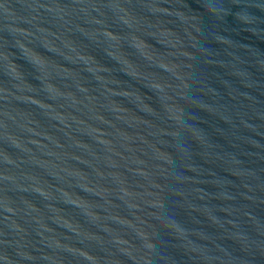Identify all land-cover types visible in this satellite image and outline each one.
Returning <instances> with one entry per match:
<instances>
[{"label": "water", "instance_id": "1", "mask_svg": "<svg viewBox=\"0 0 264 264\" xmlns=\"http://www.w3.org/2000/svg\"><path fill=\"white\" fill-rule=\"evenodd\" d=\"M0 264H264V0H0Z\"/></svg>", "mask_w": 264, "mask_h": 264}]
</instances>
